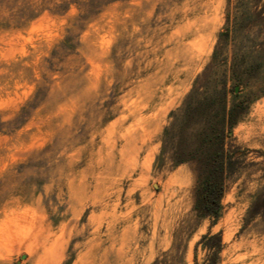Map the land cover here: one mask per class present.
Masks as SVG:
<instances>
[{"label": "rangeland", "instance_id": "obj_1", "mask_svg": "<svg viewBox=\"0 0 264 264\" xmlns=\"http://www.w3.org/2000/svg\"><path fill=\"white\" fill-rule=\"evenodd\" d=\"M223 84L215 216L192 136L173 158L191 90ZM0 264H264V0H0Z\"/></svg>", "mask_w": 264, "mask_h": 264}, {"label": "trees", "instance_id": "obj_2", "mask_svg": "<svg viewBox=\"0 0 264 264\" xmlns=\"http://www.w3.org/2000/svg\"><path fill=\"white\" fill-rule=\"evenodd\" d=\"M261 12L255 13L256 16H259ZM242 20L249 22L247 12L234 14L232 21L227 18L225 29L219 38L223 46H226L229 41L234 43L240 35L243 29ZM260 50L263 52V49ZM217 52L218 49H215L213 56H216ZM236 57L235 54L232 62H237ZM253 62H263V57L257 56ZM237 83L240 84V82ZM225 85L223 84L220 89L208 88L204 85L205 90L202 93H198L197 89L191 90L183 109L173 158L175 163L186 162L193 158V151L188 149L187 143L188 138L192 136L197 143L195 151L202 155L195 160L200 179L195 209L201 214H214L215 216L219 214L220 200L225 189V133L237 122L243 110L241 105L235 103L228 107ZM194 123L200 126L195 132L194 129H190Z\"/></svg>", "mask_w": 264, "mask_h": 264}, {"label": "water", "instance_id": "obj_3", "mask_svg": "<svg viewBox=\"0 0 264 264\" xmlns=\"http://www.w3.org/2000/svg\"><path fill=\"white\" fill-rule=\"evenodd\" d=\"M235 89L237 90V87Z\"/></svg>", "mask_w": 264, "mask_h": 264}]
</instances>
